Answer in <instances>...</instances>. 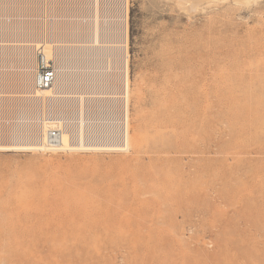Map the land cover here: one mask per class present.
Listing matches in <instances>:
<instances>
[{
	"label": "rangeland",
	"instance_id": "374dc122",
	"mask_svg": "<svg viewBox=\"0 0 264 264\" xmlns=\"http://www.w3.org/2000/svg\"><path fill=\"white\" fill-rule=\"evenodd\" d=\"M183 1L127 0L79 94L128 79L129 150L0 151V264H264V0Z\"/></svg>",
	"mask_w": 264,
	"mask_h": 264
},
{
	"label": "bare ground",
	"instance_id": "6f19581e",
	"mask_svg": "<svg viewBox=\"0 0 264 264\" xmlns=\"http://www.w3.org/2000/svg\"><path fill=\"white\" fill-rule=\"evenodd\" d=\"M26 1L0 0V111H2L0 114V151L94 153L129 150L131 147L129 112L126 110L122 118L119 114V118L112 119L113 121L107 125L105 121L115 114L110 110L115 111L117 105H121V95L118 98L111 95H99L102 91L93 90L89 91L90 96L88 97L79 95L85 85L102 80L104 83L107 81L104 76L101 79L97 72H93V69L104 65L100 62L107 59L103 51L109 47L102 44L108 40L104 39L110 36L117 40L120 38L117 32L116 34L114 32V35H103V28L107 27V22L100 17L101 4L99 0H89V2L93 1L92 5L95 9L81 8L84 11L89 9V20L84 18L82 22L63 21L59 27V40H56L58 43L55 45L53 37L47 38L44 42V63L54 60L57 71L53 86L46 90H39L34 86L38 59L35 49L42 42L39 20L34 17L40 11V0H30L33 2L30 6L26 4ZM55 1L62 5L70 0ZM184 1L188 5L183 7L184 3H180L179 6L187 11L192 8L191 10L194 12L196 10L193 8L196 9L204 2L229 1L230 4L233 1L235 5L249 6L257 0ZM110 2L113 4L110 11L117 9L119 4L125 6V10L127 8V0H110ZM32 14L33 16H30ZM81 37L84 40H81ZM55 46L58 47L57 51ZM124 86L123 96L125 95V97L122 98V106L125 105V100L126 104L129 103L128 79L124 82ZM14 90L17 92L15 93ZM22 90L23 93L29 94L11 99L10 95L13 92L17 94ZM26 99H34V101L41 102L44 109L46 107L52 109V116H48L44 125L41 126V121L40 123L37 121L40 118L38 116L22 119V111L25 112L23 103ZM88 104L89 107H86ZM89 110H94L90 112L92 117L85 114V111ZM98 119L99 122H97ZM55 127H59L58 129L61 130L60 142L56 145L47 144L44 146L47 130L55 129ZM110 137H117L114 140L117 142L107 144L105 138Z\"/></svg>",
	"mask_w": 264,
	"mask_h": 264
},
{
	"label": "built area",
	"instance_id": "2783aa9c",
	"mask_svg": "<svg viewBox=\"0 0 264 264\" xmlns=\"http://www.w3.org/2000/svg\"><path fill=\"white\" fill-rule=\"evenodd\" d=\"M33 1V0H31ZM30 0L26 1L27 5H32L33 2ZM35 1V0H34ZM93 1L89 0H70L67 3H63L62 5L58 4L55 0H40L39 5H40V11L36 14V18L39 20V26H40V33L42 42L39 44V47L35 49V52L37 54V62H36V71H37V76H36V83H35V88L39 90H46L50 87L53 86L56 76H57V71H56V64L54 60H51L50 62L47 61V63H44V58H43V49L45 47V41L47 38H54V43H58L59 40V35H60V24L63 21L66 20H75L82 22V20L85 18L86 20H89L90 14H89V9H95L94 5H92ZM99 3L101 4L100 7V17L102 20L107 22V27L103 28V35L109 36L116 34V32L120 35V38L117 40L116 38H112L111 36L108 38H105L104 40H108V42L103 43V46L109 47L105 48L103 53L106 55L107 59L106 60H101L100 63L104 64L98 67L101 68H113V67H119L122 69L127 68V44H126V37H127V29H126V10L125 6L118 5L117 9H112L111 11H116V15L114 18H107L104 16L105 13L104 11H110V8H112V2L110 0H99ZM34 6V5H33ZM32 6V7H33ZM30 7V8H32ZM87 7L89 8L87 11L82 10L81 8ZM49 10V13L51 15V18L47 21L44 20L43 14L46 13V11ZM30 16H33L30 15ZM22 18V17H21ZM31 19H33L31 17ZM74 22V21H73ZM59 23V25H58ZM113 34V35H114ZM81 40H84L83 37H81ZM113 41V42H110ZM56 48V46H55ZM58 47L56 48L57 51ZM110 55V56H108ZM107 96V95H106ZM106 96H101V97H106ZM119 95H117V98ZM125 95H121V105H117L116 110H110L112 112H115L114 115L119 118L123 117V113L127 110L128 112V105L126 104V100L124 101L125 105L122 106L123 100ZM26 101L29 102V105H25V112L22 111L21 117L24 119L25 117H40L37 121L44 125V122L48 120L50 116H52V109L46 107L44 109V106L41 104V102L34 101V99H30ZM25 101V102H26ZM122 106V107H121ZM94 110H89L85 111L86 116L92 117L91 113ZM2 111H0L1 114ZM45 114V116H44ZM50 114V115H48ZM49 116V117H48ZM46 120V121H45ZM106 121V125L113 121L111 118H108ZM8 122V121H7ZM6 122V123H7ZM25 122V120H24ZM99 122V119L97 120ZM99 126V124H96ZM5 126V125H4ZM59 127H55V129H48L47 134L44 137V146H47V144H54L56 145L57 143L60 142V137H61V130L58 129ZM107 141H105L107 144L110 143L111 141H114L117 139V137H110V138H105ZM117 142V141H114Z\"/></svg>",
	"mask_w": 264,
	"mask_h": 264
}]
</instances>
